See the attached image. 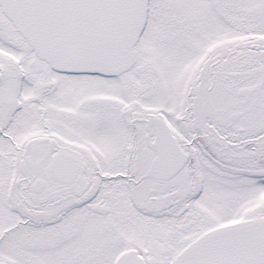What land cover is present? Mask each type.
I'll return each instance as SVG.
<instances>
[{
    "label": "snow or ice",
    "instance_id": "snow-or-ice-1",
    "mask_svg": "<svg viewBox=\"0 0 264 264\" xmlns=\"http://www.w3.org/2000/svg\"><path fill=\"white\" fill-rule=\"evenodd\" d=\"M0 264H264V0H0Z\"/></svg>",
    "mask_w": 264,
    "mask_h": 264
}]
</instances>
